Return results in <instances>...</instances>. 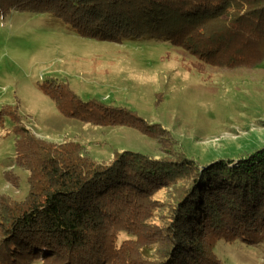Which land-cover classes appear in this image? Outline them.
<instances>
[{"label":"trees","instance_id":"obj_1","mask_svg":"<svg viewBox=\"0 0 264 264\" xmlns=\"http://www.w3.org/2000/svg\"><path fill=\"white\" fill-rule=\"evenodd\" d=\"M6 1L9 9L48 12L81 36L164 39L212 66L255 67L264 57V0H1L2 12ZM44 91L63 113L71 105L78 114H65L77 119L89 107L103 119L112 115L110 124L132 125L129 111L83 101L68 88ZM15 114L3 116L12 122L29 189L20 201L0 194V264H139L138 247L155 254L145 264H221L216 241L264 239V145L198 165L175 150L168 130L136 117L162 154L126 150L99 162L79 142L37 137ZM179 178L167 201L170 215L160 227L148 223L151 205L161 202L152 191L171 184L177 190ZM142 237L157 244L152 253Z\"/></svg>","mask_w":264,"mask_h":264},{"label":"rangeland","instance_id":"obj_2","mask_svg":"<svg viewBox=\"0 0 264 264\" xmlns=\"http://www.w3.org/2000/svg\"><path fill=\"white\" fill-rule=\"evenodd\" d=\"M1 1V0H0ZM0 11V194L15 201L28 193V171L15 152V110L37 137L76 141L99 162L126 150L152 157L162 154L155 138L138 126L158 124L169 131L174 147L198 165L234 159L264 145V57L255 67L212 66L171 42L160 39L113 42L81 36L48 12L17 11L3 2ZM1 5V3H0ZM261 56V55H260ZM68 88L83 101L131 112L132 125L110 124L112 115L66 105L63 113L44 89ZM1 109H3L1 111ZM82 109V108H81ZM97 113V114H96ZM15 114V115H17ZM128 119L129 117H125ZM99 119L101 123L95 124ZM116 120H120L115 118ZM21 160V158H20ZM172 184L152 191L148 223L160 227L170 215ZM148 240V239H147ZM142 237L146 252L157 244ZM134 250L136 262L155 259ZM213 254L221 264H264V239L218 240ZM60 263L54 259L44 264ZM38 264V263H33ZM62 264V262H61Z\"/></svg>","mask_w":264,"mask_h":264}]
</instances>
